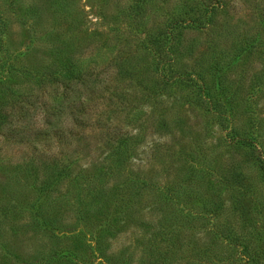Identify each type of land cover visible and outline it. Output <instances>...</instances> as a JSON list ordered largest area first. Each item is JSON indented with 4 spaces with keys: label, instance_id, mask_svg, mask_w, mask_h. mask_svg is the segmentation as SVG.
Instances as JSON below:
<instances>
[{
    "label": "rangeland",
    "instance_id": "1",
    "mask_svg": "<svg viewBox=\"0 0 264 264\" xmlns=\"http://www.w3.org/2000/svg\"><path fill=\"white\" fill-rule=\"evenodd\" d=\"M22 1L13 7L0 1L6 13L0 17V108L37 88L34 76L47 66H61L62 55L91 48L97 40L93 33L104 30H95L97 23L106 24L112 15L101 19L105 0H74L72 16L64 15L56 0ZM228 2L239 13L232 25H250L246 4ZM34 5L40 8L36 27L51 29L46 45L28 37L12 14L26 21ZM108 5L111 12L112 2ZM64 41V53L54 57L47 43L60 47ZM258 57H241L236 72L244 78ZM191 98L176 108L187 128L182 136L161 123L173 107L171 99L137 107L139 115L123 129L141 140H134L137 149L129 153L123 176L109 174L103 162L110 148L89 149L56 175L22 163V149L2 147L0 264H264V163L255 151L229 143L228 124L191 105ZM238 99L247 102L237 111L236 124L260 137L264 90L243 85ZM156 145L159 156L148 160ZM139 172L146 181L138 179ZM99 175L104 176L96 180ZM89 184L100 187L77 207L74 193ZM50 217L57 221L50 224Z\"/></svg>",
    "mask_w": 264,
    "mask_h": 264
},
{
    "label": "trees",
    "instance_id": "2",
    "mask_svg": "<svg viewBox=\"0 0 264 264\" xmlns=\"http://www.w3.org/2000/svg\"><path fill=\"white\" fill-rule=\"evenodd\" d=\"M0 1L11 7L23 2ZM56 1L64 15L76 13L74 0ZM241 1L246 4L250 25H232L230 20L239 13L228 0H105L101 19L112 15L105 19L106 24L97 23L95 30L105 31L93 33L97 40L92 47L61 56L67 41L60 47L48 42L53 56L63 57L62 65L41 69L34 76L37 88L0 108V151L2 147L22 149L20 160L34 171L51 169L63 175L85 151L110 148L103 162L109 166V174L123 176L125 169L129 172V153L137 149L134 140H141L123 129L125 121L139 115L134 114L137 107L151 103L157 107L163 103L161 99H171L173 107L161 123L182 136L187 128L176 108L192 96L191 105L204 107L219 123L228 124L229 143L255 151L264 163V129L255 137L236 124L237 111L240 114L247 102L238 99L240 88L252 85L264 90V0ZM108 2H112L111 12ZM12 14L28 37L46 45L51 29L36 27L40 19L37 5L28 8L26 21L15 11ZM5 16L0 9V17ZM114 17L120 19L118 24ZM255 54L260 57L248 65L243 78L235 64L241 57ZM249 104L257 106L253 100ZM148 106L151 113L156 112ZM259 121L256 119L261 126ZM151 150L148 160L158 157L161 148L156 145ZM136 175L146 181L142 172ZM99 187L89 184L83 192L76 191L74 205L79 207ZM50 220V224L57 221ZM178 245L182 250L179 240Z\"/></svg>",
    "mask_w": 264,
    "mask_h": 264
}]
</instances>
